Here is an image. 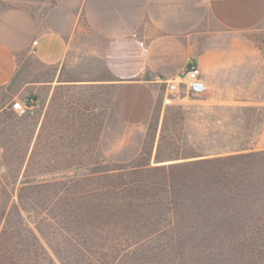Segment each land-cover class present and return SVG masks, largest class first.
<instances>
[{"label": "rangeland", "instance_id": "1", "mask_svg": "<svg viewBox=\"0 0 264 264\" xmlns=\"http://www.w3.org/2000/svg\"><path fill=\"white\" fill-rule=\"evenodd\" d=\"M51 4L0 0V9L41 14ZM250 39V58L237 37L213 74L206 66L205 95L181 94L167 105L159 81L118 89L94 82L79 59L60 69L32 54L18 60L8 88L22 94L7 102L32 97L37 106L24 117L9 106L0 112V212L20 213L12 230L35 235L41 263L264 264V37ZM224 151L257 156L233 164L231 182L207 187L215 193L202 215H176L149 230V217L163 211L135 205V182L151 186L156 166ZM123 173L124 193L116 188ZM182 201L169 205L172 213Z\"/></svg>", "mask_w": 264, "mask_h": 264}, {"label": "crops", "instance_id": "2", "mask_svg": "<svg viewBox=\"0 0 264 264\" xmlns=\"http://www.w3.org/2000/svg\"><path fill=\"white\" fill-rule=\"evenodd\" d=\"M237 37L250 58V37H264V0H52L41 14L0 9V112L22 94L8 87L27 54L59 69L79 59L94 82L118 89L171 79L192 60L206 84V66L213 74Z\"/></svg>", "mask_w": 264, "mask_h": 264}, {"label": "trees", "instance_id": "3", "mask_svg": "<svg viewBox=\"0 0 264 264\" xmlns=\"http://www.w3.org/2000/svg\"><path fill=\"white\" fill-rule=\"evenodd\" d=\"M229 152L231 151L221 152L224 155L219 157L173 163L162 167L156 166L151 170L157 172V176H160L158 182L151 186L141 181L135 182V194H138V196H135V205H139L138 207L148 211L153 209L163 211L156 217H149L152 220L146 225L149 230L154 231L169 226L172 223V218L176 215L185 217L202 215L200 212L213 200V194L215 193V189L209 190L207 187L214 188L231 182L230 179L234 176L231 169L232 165L242 164L246 159L257 156V154H230ZM80 169L79 167L78 170ZM120 170L124 171L125 168H120ZM123 176H126V174L120 175L121 180L116 187L122 193L126 192L129 187L122 180ZM201 184L206 186V189H203ZM190 185L193 191H184ZM141 186L146 188V190L141 191ZM150 189L156 191L157 194L150 195ZM161 193L163 199H160ZM179 198L184 200L182 201V206L174 208L176 213H172L169 205H175L176 199ZM145 199H148L146 204H144ZM185 203L187 205L183 206ZM126 205L130 206L131 202L129 203L128 201ZM178 209L179 211L177 212ZM13 216L19 218L20 213L18 211L15 213L13 211L8 213L5 211L0 212V264H53L51 262L41 263V254L45 253V251L39 247L37 242L33 243L35 235L30 230L25 228L22 231L12 230ZM3 223L4 227H1ZM31 240L32 243L29 242ZM25 258L29 261H34V263H28Z\"/></svg>", "mask_w": 264, "mask_h": 264}, {"label": "built area", "instance_id": "4", "mask_svg": "<svg viewBox=\"0 0 264 264\" xmlns=\"http://www.w3.org/2000/svg\"><path fill=\"white\" fill-rule=\"evenodd\" d=\"M164 85L163 105L170 104L174 98L181 94L186 96H201L208 92V87L202 79L198 65L189 60L186 66L175 77L159 81ZM37 106V100L28 98L26 100H14L9 104V110L19 117L32 113Z\"/></svg>", "mask_w": 264, "mask_h": 264}]
</instances>
